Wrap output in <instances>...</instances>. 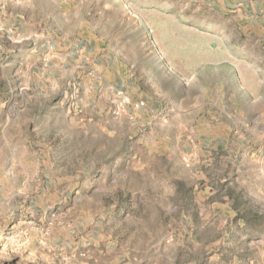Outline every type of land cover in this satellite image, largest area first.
Listing matches in <instances>:
<instances>
[{"label":"rangeland","instance_id":"rangeland-1","mask_svg":"<svg viewBox=\"0 0 264 264\" xmlns=\"http://www.w3.org/2000/svg\"><path fill=\"white\" fill-rule=\"evenodd\" d=\"M189 11L179 0H0V264H264V172L243 177L212 144L226 113L236 125L251 111L261 50ZM91 39L118 70L103 128L84 110L103 72L83 61L54 85L50 68L56 51ZM68 108L91 121L83 135L60 123ZM144 118L173 136L164 156L151 157Z\"/></svg>","mask_w":264,"mask_h":264},{"label":"crops","instance_id":"crops-1","mask_svg":"<svg viewBox=\"0 0 264 264\" xmlns=\"http://www.w3.org/2000/svg\"><path fill=\"white\" fill-rule=\"evenodd\" d=\"M186 3L189 8V16L191 18L199 16V22L204 24L206 31H213L214 28L220 26L221 29L232 23L240 32L242 41L240 42H252V46L259 48L261 54L254 56L251 60L252 63L259 65V74L264 78V0H179ZM214 18H219V24L214 21ZM207 46V45H205ZM93 49V52H90ZM110 53L107 43L100 41L89 40L84 43L81 47L73 51L72 47L65 49L64 51H56L51 56L52 66L51 70L57 72L52 73V81L54 85L64 84L70 75V72H80L84 69L83 61L88 65L95 66L99 71L103 72L102 82H104V92L101 95L98 87L97 93L93 87L84 89V97L86 101L90 98L98 96L99 98L94 101L93 105L90 104L89 108L84 110H92L97 116L93 117V121L98 124L99 127H105V121L103 114L109 113L113 105L111 104L112 98L117 88L116 76L114 72H117V68L111 69L108 66V62L102 61L99 63L100 58H107L106 54ZM74 56L76 59H73ZM106 62L107 66H105ZM99 63V64H98ZM69 64V66H66ZM96 64V65H95ZM69 72L68 74L66 72ZM104 75H108V80ZM111 75H114L113 80ZM83 86L86 87L85 79L82 80ZM253 100L251 101V111L249 113L239 111L238 116L232 115L236 119V125H233L229 121V114L226 113V119L220 121V140L212 143L213 149L222 153L221 158L228 162L234 159L238 165V170L245 176H252L253 180H259L262 176L264 169L259 167L258 161L260 158H264V85L263 87H251L248 89ZM35 95V94H34ZM23 99V107H26L27 111H32L30 108L36 97ZM54 96V94L48 95V97ZM102 96V100L101 97ZM98 104V105H96ZM137 106V105H136ZM74 109V107H73ZM144 111V110H143ZM74 112H77L74 109ZM82 112V111H81ZM80 112V113H81ZM60 115V123L67 125L73 130L80 129V134L83 135V131L86 128V124L90 122L83 115L74 114V117H70L71 108L62 109ZM35 114H32L34 117ZM35 119L29 118L24 121L23 126L27 128H38V124ZM47 126H51V120H47ZM143 123L147 124L148 131L147 135L154 136L156 134V141L149 140L150 148L149 152L151 157L157 158L165 155V143H171L174 138L165 137L163 128L164 123L153 121H146L144 118ZM197 130L203 129L202 126H197ZM160 130V134L158 135ZM37 132V130H35ZM73 134V133H71ZM66 134L63 133V136ZM172 138V140H171ZM215 138V137H214ZM213 138V139H214ZM205 141V140H204ZM208 143V144H207ZM210 142H204L206 149ZM201 144V143H199ZM211 144V143H210ZM152 145V146H151ZM156 145V149L153 150V146ZM155 147V146H154ZM218 148V149H217ZM235 152V157L233 153ZM71 166V165H69Z\"/></svg>","mask_w":264,"mask_h":264}]
</instances>
